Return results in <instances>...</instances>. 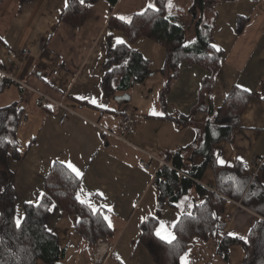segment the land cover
<instances>
[{"label": "crops", "instance_id": "obj_1", "mask_svg": "<svg viewBox=\"0 0 264 264\" xmlns=\"http://www.w3.org/2000/svg\"><path fill=\"white\" fill-rule=\"evenodd\" d=\"M172 1L169 12L183 14L186 8L181 5L183 8L176 9ZM150 2L156 8L155 0H118L112 8L107 0H96L86 4L89 14L85 22L72 26L60 22L65 0H0V70L24 85L0 76V108L17 103L22 114L15 133L20 159L8 161L16 196L15 221H22L25 204L40 202L44 179L53 165L71 162L82 173L76 196L83 188L86 195L81 199L89 200L104 219L107 216L105 221L113 231L111 241L99 240L89 253L75 232L77 217L57 212L48 225L63 256L54 264H155L139 243V227L155 213L160 195L155 177L171 168L150 157L172 166L169 156L173 159L179 154L177 157L189 167L203 164L205 158L192 156L193 152L205 142L212 111L223 104L234 86L249 89L250 100L228 137L212 145L213 163L221 167L240 164L250 173L252 159L264 157V0H216L213 8L204 11L201 24H215L213 42L224 56L210 101L199 108L196 117L191 110L207 72L183 65L163 108L159 94L164 80L159 81L158 71L164 65V49L146 38L130 43L122 31L108 26L111 18L129 23ZM117 39L141 53L154 73L130 83L123 76L114 93L103 98L101 87L109 71L105 68L107 49L109 44L117 45ZM23 48L29 55L10 64L6 50L19 52ZM34 90L62 101L79 115H71L59 125L61 109L51 103L36 107ZM121 95L125 96L122 101L117 99ZM135 96L138 101H134ZM153 111L163 115H154ZM124 114L134 119L131 133L125 136L134 147L116 137L123 136L120 121ZM181 116H192L191 124L180 126ZM103 129L116 136L107 135ZM210 136L211 140L218 139L216 126ZM218 157L224 165L219 164ZM141 161L149 163V168L142 167ZM197 183L208 190L215 188L212 164ZM195 201L194 189L176 199L175 207L165 201L159 222L164 221L175 235L181 214L189 212ZM220 219L225 222L227 236L246 242L252 227L262 218L240 202L228 200ZM182 256L189 264H242L245 252L241 244L232 245L225 262L218 256L212 238L195 236Z\"/></svg>", "mask_w": 264, "mask_h": 264}, {"label": "trees", "instance_id": "obj_2", "mask_svg": "<svg viewBox=\"0 0 264 264\" xmlns=\"http://www.w3.org/2000/svg\"><path fill=\"white\" fill-rule=\"evenodd\" d=\"M26 1L30 0H21V3ZM94 1L96 0H84L81 4L78 0H70L60 15V22L72 26L82 25L89 14L86 4ZM107 1L112 8L118 0ZM171 1L155 0L158 11L148 9L143 15H135L129 23L111 18L108 26L122 31L130 43L146 38L164 49V65L158 71L164 80L159 94L163 108L183 65L198 66L207 72L191 110V115L195 116L202 105L209 103L216 77L223 66V51L212 47L215 24L208 27L201 24L204 11L213 8L216 0H193L183 14L169 12L168 5ZM241 22H238V31ZM191 27L194 29V38L193 44L189 45L186 32ZM109 41L111 43V38ZM105 68L109 71L105 74L101 87L103 98L114 93L123 76L128 77L130 83L143 81L154 73L148 68V60L127 44L108 45ZM250 96L249 92L234 86L226 95L223 104L212 111L213 119L206 123L205 142L192 155L204 157L203 164L189 167L185 165L182 157H177L179 154L173 159L170 155L168 160L171 159L174 169H164L155 177L154 184L160 192L155 213L146 218L139 227V243L147 249L155 264H181L180 258L190 239L195 236L204 240L212 238L217 244L218 256L225 262H228L230 247L241 244L245 252L242 264H264V165L259 171L260 174L252 178L249 171L240 164L221 167L214 164L212 159V145L217 140L227 138L238 125ZM192 116L178 117L179 125L191 124ZM21 119L22 114L17 110V103L0 108V264H38L39 261L54 264L59 261L63 251L48 225L50 218L57 212L77 217L75 232L85 242L89 253L96 249L99 240L111 241L113 231L102 213H94L87 204L76 199L81 181L61 163H55L45 177L44 193L40 202L24 205V216L20 226H17L16 196L8 161L20 159L15 133ZM214 126L218 130V139L211 140L210 134L213 133ZM210 164L213 165L216 183L212 190L197 183ZM191 189L195 190L198 202L195 201L189 212L181 214L174 227L176 239L172 244L160 240L155 235V229L165 201L175 207L173 204L176 199ZM228 200L240 202L262 218L252 227L246 242L224 233L225 222L221 221L220 216Z\"/></svg>", "mask_w": 264, "mask_h": 264}, {"label": "built area", "instance_id": "obj_3", "mask_svg": "<svg viewBox=\"0 0 264 264\" xmlns=\"http://www.w3.org/2000/svg\"><path fill=\"white\" fill-rule=\"evenodd\" d=\"M6 55L8 56L9 58V63H14L18 60H21L22 58L24 57H27L29 55V51L27 48H23L21 49L19 52H16L12 49H7L6 50ZM54 75L57 74V71H55L53 73ZM0 76L1 77H5L7 79H9L10 81H13L21 86H24L22 85V83L20 81H18L17 79L7 75L5 72L1 71L0 70ZM35 93V99H34V105L36 107H39L41 106L42 104L44 103H51L53 105H55L56 107L60 108L61 109V115H60V118H59V125H63L66 120L71 116V115H74V116H78L79 114L71 109H69L68 107H66L62 101H56V100H53L51 97H49L48 95L46 94H43V93H40L38 91H33ZM120 126H121V130L123 132V136L119 137V136H116L115 134H113L111 131H107V130H104L103 129V132H105L107 135H113V136H116L118 137L120 140L124 141L125 143L127 144H130L131 146L134 147V144L132 145L127 137L125 136H129V134L131 133V129L134 125V119L129 116V115H126L124 114L121 118V121H120ZM179 152V150L175 151L173 155L177 154ZM152 159L158 161L161 165H164V166H168L170 167L171 169H173V167L169 164H167L164 160L160 159V158H155V157H152ZM140 165L144 168H149V164L144 162V161H141L140 162ZM264 165V157H254L251 161V164H250V167H249V170H250V174L252 175V178H255V176L257 175V173L260 171L261 167ZM181 175H184L183 173H181ZM186 176V175H185Z\"/></svg>", "mask_w": 264, "mask_h": 264}, {"label": "snow or ice", "instance_id": "obj_4", "mask_svg": "<svg viewBox=\"0 0 264 264\" xmlns=\"http://www.w3.org/2000/svg\"><path fill=\"white\" fill-rule=\"evenodd\" d=\"M80 2H81V4H83V3H84V0H80ZM65 6H66V7L68 6V0H65ZM168 7H169V9H171V7H172L171 3H169ZM148 9H152L153 11H158V9L155 8V5H154L153 3L150 2V3L146 6V8H145L140 14L143 15V14H144V11H147ZM120 19H121V20H125V21L129 20V18H127V17H120ZM116 43H117V44H123L124 41L121 40V39H117ZM212 47L215 48L217 51H220V49H219L215 44H213ZM237 87H242V86L237 85ZM242 90L245 91V92L250 91V90L247 89V88H243ZM81 99H83V98L81 97ZM93 102H94V101H93ZM152 114H154V115H163L162 113H155L154 111H153ZM218 162H219V164H221V165H224V164H225V161H224L223 159H219V157H218ZM66 167H67L72 173H74L77 177L82 176V173H81V172H80V171H79V170H78V169H77V168H76L71 162H68V163L66 164ZM81 195H86V194L84 193L83 188L81 189V192L77 194L76 199H77L80 203H82V204H87L90 208H92V211H93L94 213L97 212V208H96L94 205H92L91 202H90L89 200L81 199ZM109 210H110V209H109ZM105 219H108L107 216H105ZM20 223H21V221H20V219L18 218L17 221H16V224H17L18 227L20 226ZM109 226H111L110 222H109ZM155 235H156L160 240L165 241V242L168 243V244H172L173 241L176 239L175 235L173 234L172 231H170V230L168 229V226L166 225V223H165L164 221H160V222H159V225H158V227L156 228V231H155ZM180 259H181V264H189V262L187 261V259H186L185 257L182 256Z\"/></svg>", "mask_w": 264, "mask_h": 264}, {"label": "rangeland", "instance_id": "obj_5", "mask_svg": "<svg viewBox=\"0 0 264 264\" xmlns=\"http://www.w3.org/2000/svg\"><path fill=\"white\" fill-rule=\"evenodd\" d=\"M178 1H180L178 4H177V2ZM191 1H193V0H174V1H172V3L174 2L175 4L173 5V6H175L176 7V9H179V8H183L181 5H183L186 9H188L190 6H191ZM186 11V10H185ZM193 38H194V29L191 27V28H189L188 30H187V32H186V39H187V42L189 43V45H192L193 44ZM146 41H149V40H146ZM147 43H152V42H147ZM187 43V44H188ZM226 58V57H225ZM224 58V59H225ZM158 79H159V81H163V79H162V77L161 76H158ZM140 91V90H139ZM122 96V95H121ZM155 97H152V99H154ZM134 101H138V97L137 96H135V98H134ZM151 101V98L149 99V102ZM197 115V114H196ZM196 117V116H195ZM178 135V137H180L181 136V134H177ZM177 150H180V148H178V149H175V150H173V151H177ZM156 158V157H155ZM150 159H151V161L152 160H154V159H152V157H150ZM154 161H156V160H154ZM147 163V162H146ZM149 164V163H148ZM38 264H45V263H43V262H41V261H39L38 262Z\"/></svg>", "mask_w": 264, "mask_h": 264}, {"label": "water", "instance_id": "obj_6", "mask_svg": "<svg viewBox=\"0 0 264 264\" xmlns=\"http://www.w3.org/2000/svg\"><path fill=\"white\" fill-rule=\"evenodd\" d=\"M124 98H125V96L117 97V99H119L120 101H122Z\"/></svg>", "mask_w": 264, "mask_h": 264}]
</instances>
